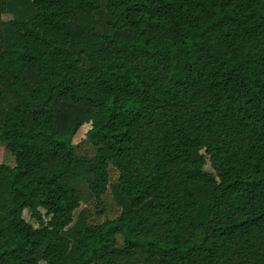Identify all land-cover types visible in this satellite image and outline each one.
Wrapping results in <instances>:
<instances>
[{"label": "trees", "instance_id": "1", "mask_svg": "<svg viewBox=\"0 0 264 264\" xmlns=\"http://www.w3.org/2000/svg\"><path fill=\"white\" fill-rule=\"evenodd\" d=\"M0 145V264H264V0H0Z\"/></svg>", "mask_w": 264, "mask_h": 264}, {"label": "rangeland", "instance_id": "2", "mask_svg": "<svg viewBox=\"0 0 264 264\" xmlns=\"http://www.w3.org/2000/svg\"><path fill=\"white\" fill-rule=\"evenodd\" d=\"M3 19H7V16H3ZM107 53V52H105ZM90 124H85L79 130L76 132L72 139V143L76 146V152L79 155H91L94 149L90 147L88 142L86 141L85 135L86 132L89 130ZM7 162L8 164H11V158L9 159L7 155L5 154L4 147L0 145V164ZM206 171H210V167L207 164L205 166ZM113 174V173H112ZM114 178V175L112 176ZM82 210H89L90 212V219L96 218L99 221H102L104 218L109 217L113 218L115 215L118 214L117 208L113 205L112 199L108 193L105 194L102 198V205L99 207H95L94 202L90 203H80V207L74 212L73 218L76 219L78 216L79 212ZM96 212H100V214H97ZM24 218L31 224L35 225V222L31 220L30 218V213L29 212H24L23 214ZM40 264H45L43 262H40Z\"/></svg>", "mask_w": 264, "mask_h": 264}]
</instances>
